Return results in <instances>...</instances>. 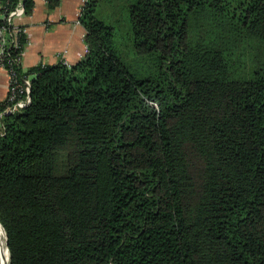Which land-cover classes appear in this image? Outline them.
Segmentation results:
<instances>
[{
	"label": "trees",
	"instance_id": "16d2710c",
	"mask_svg": "<svg viewBox=\"0 0 264 264\" xmlns=\"http://www.w3.org/2000/svg\"><path fill=\"white\" fill-rule=\"evenodd\" d=\"M97 7L75 64L0 55L36 76L0 121L9 264H264V0H129L135 62Z\"/></svg>",
	"mask_w": 264,
	"mask_h": 264
},
{
	"label": "crops",
	"instance_id": "0c3cea01",
	"mask_svg": "<svg viewBox=\"0 0 264 264\" xmlns=\"http://www.w3.org/2000/svg\"><path fill=\"white\" fill-rule=\"evenodd\" d=\"M25 1L19 0L18 4L24 5ZM34 1L32 14L27 15L25 11L15 21L28 38L21 52L23 71L61 61L70 65L80 61L87 53V45L84 41L86 30L79 21V15L87 0H62L61 5L53 10L48 9L47 0ZM10 80V71L0 64V103L7 99Z\"/></svg>",
	"mask_w": 264,
	"mask_h": 264
},
{
	"label": "built area",
	"instance_id": "2783aa9c",
	"mask_svg": "<svg viewBox=\"0 0 264 264\" xmlns=\"http://www.w3.org/2000/svg\"><path fill=\"white\" fill-rule=\"evenodd\" d=\"M25 7L22 4H17L12 10L9 11L6 16V20L9 26H14L12 30L1 26L0 24V55H4L10 46H17L18 39L21 34H25L22 27L16 26L15 21L19 16L24 15ZM21 53L16 57L15 61L20 63ZM2 65V64H1ZM11 75L9 94L7 96V104L4 111H0V121L6 114L15 112L19 108L29 105L31 101V83L32 79L30 76L22 77L23 84L19 83L16 71L9 70ZM24 94V96L19 95Z\"/></svg>",
	"mask_w": 264,
	"mask_h": 264
},
{
	"label": "rangeland",
	"instance_id": "374dc122",
	"mask_svg": "<svg viewBox=\"0 0 264 264\" xmlns=\"http://www.w3.org/2000/svg\"><path fill=\"white\" fill-rule=\"evenodd\" d=\"M129 0H98L97 15L115 28L116 39L123 45L124 51L131 61L135 62L132 43V32L129 24ZM31 79L36 76L32 74ZM5 245L6 238H5Z\"/></svg>",
	"mask_w": 264,
	"mask_h": 264
},
{
	"label": "bare ground",
	"instance_id": "6f19581e",
	"mask_svg": "<svg viewBox=\"0 0 264 264\" xmlns=\"http://www.w3.org/2000/svg\"><path fill=\"white\" fill-rule=\"evenodd\" d=\"M9 251L5 245V231L0 223V264H8Z\"/></svg>",
	"mask_w": 264,
	"mask_h": 264
},
{
	"label": "water",
	"instance_id": "95a60500",
	"mask_svg": "<svg viewBox=\"0 0 264 264\" xmlns=\"http://www.w3.org/2000/svg\"><path fill=\"white\" fill-rule=\"evenodd\" d=\"M2 225V224H1ZM3 227V226H2ZM4 229V228H3ZM5 231V230H4ZM5 238H6V244H7V234L5 232ZM7 246V249L9 251V248H8V244L6 245ZM9 261H10V252H9ZM9 261H8V264H9Z\"/></svg>",
	"mask_w": 264,
	"mask_h": 264
}]
</instances>
